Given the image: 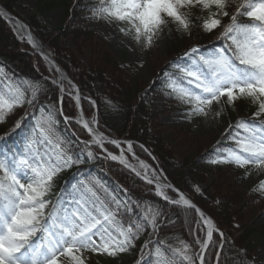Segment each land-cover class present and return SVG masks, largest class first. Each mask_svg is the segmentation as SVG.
<instances>
[{
  "label": "snow or ice",
  "instance_id": "1",
  "mask_svg": "<svg viewBox=\"0 0 264 264\" xmlns=\"http://www.w3.org/2000/svg\"><path fill=\"white\" fill-rule=\"evenodd\" d=\"M234 3L235 0H100L90 11L93 19L122 25L119 31L131 36L144 51L154 46L169 24H175L177 32L191 36L192 12L206 13V17H197L199 23L195 27L204 33L222 29L218 39L224 41L223 47L206 54L199 45L188 48L179 62H170L169 67L175 72H163L161 92L165 98L184 106L182 118L189 123L210 114L219 117L225 105L235 108L239 101L255 106L249 120H237L226 130V138L234 146L217 147L214 158L208 162L240 169L251 165L264 171V0H240L235 11H230ZM241 16L246 21H241ZM223 18L229 22L224 24ZM9 22L16 23L11 19ZM16 27L26 28L22 23H16ZM28 43L39 47L30 33ZM139 66L143 67V63ZM62 79L51 81L59 87L61 104L65 92ZM42 91L38 81L13 80L0 75V123H5L25 103L39 111V115H33V125L19 146L0 150V264H90L93 256L116 258L128 252L148 229L153 234L158 231L164 215L159 207L133 198L127 188H123L121 198L98 178L76 179L55 201L48 198L55 187V178L62 171L101 159L95 149L106 154L104 160L119 162L152 185L149 194L170 205L194 209L203 221L206 239L197 238L194 242L200 247L198 254L188 255L191 246L184 244L183 249H173V258H168L162 248L164 242L158 241L156 264H176L177 256L187 264H195L197 259L199 264H205V252L218 231L212 219L167 182L162 170L158 172L139 161V168L144 169L142 173L129 164L126 152L136 158L131 141L122 142L106 135L95 115L90 120L82 113L69 117L64 115L62 107L54 110L39 105ZM72 98L79 107L78 92ZM61 116L66 125H79L89 137L81 140L77 131H72L79 153L72 148L73 140L59 132ZM23 119L14 124L13 131L22 126ZM108 145L118 149L119 154L109 151ZM140 147L148 152L143 145ZM248 174L246 171L245 176ZM193 191L202 195L199 186H193ZM253 191L264 194V180ZM220 237L223 238V233ZM145 247H149L148 241ZM241 254L246 257V250H241ZM215 255L220 264L222 251ZM240 264H254V261L245 259Z\"/></svg>",
  "mask_w": 264,
  "mask_h": 264
},
{
  "label": "trees",
  "instance_id": "2",
  "mask_svg": "<svg viewBox=\"0 0 264 264\" xmlns=\"http://www.w3.org/2000/svg\"><path fill=\"white\" fill-rule=\"evenodd\" d=\"M95 1L37 0L34 4L33 13L24 21L33 34L46 43L54 61L76 84L84 111L90 110L89 105L93 101L100 130L111 138H127L132 142L136 152L151 156L152 159L154 157V163L163 171L171 184L179 190L190 193L194 203L213 218L215 226L223 233V238L220 237L219 233L214 232L212 241L209 242L205 252V264H217L215 254L220 251H222L220 264H240L245 259L253 260L254 264H264V261L254 259L256 244L251 239L252 237L264 239V221H259V218H263V216L258 217L254 223L244 226L236 211L238 201H247L243 194L239 196V199H236L239 193L236 191L235 182L237 178L244 176V172L231 165L225 172L226 177L219 174L223 171V169H219L213 174L214 177L209 184L204 181L203 175L209 172L206 160L209 161L214 158V150L225 145L223 140L226 137L220 138L217 144L201 151L194 159H175L170 147L165 143L163 137L159 136L157 132L159 125L154 122L155 119L152 117L154 110H158V106L165 108L159 109V111L162 110L159 113L168 112L167 105L174 106V102H168L167 98L160 93L163 72L176 71L169 67L170 62H179L191 44L199 45L202 53H207L218 47L216 39L222 29L217 30V33L214 34V32L204 33L195 27V24L199 23L197 17H206L207 15L199 10H194L191 14V19L194 21L191 36L179 34L176 27L171 24L165 27L161 37L165 45L171 44L173 49L168 52H172L173 55L163 65H159L152 71V78L154 77L156 82L148 89L141 80L137 65L120 63L108 49L94 41V31L83 25L85 19L82 18V14L93 8ZM239 3L240 0L237 4L239 5ZM15 4L22 6L17 0H4L2 3L8 11L18 15L13 9ZM22 8L25 9L24 6ZM54 8L60 9L61 25L55 29H50L42 15ZM230 11H235V7L231 8L230 6ZM228 22V18H223L224 24ZM64 40L69 41L71 46L79 49L83 44L92 46V58L88 66H79L73 54L66 51ZM0 67L3 68L1 75L11 77L13 80L38 81L43 91L37 103L54 108V110L59 109V96L56 92V86L51 83L52 80L44 62L30 52L26 45L16 40L8 24L1 17ZM158 99L162 103L160 105L155 104L150 109L149 103ZM244 103L246 105L248 101H244ZM62 109L66 116H71L74 113L73 103L67 96L63 97ZM29 111L30 113L25 117V113ZM13 114L14 117L17 116V119L13 123H11V119H7L10 127L7 131L3 129L0 131V137H4L3 140H0V150L19 146L33 125V115H39V111L25 103L23 108L17 107ZM22 117L24 118L22 126L13 131L14 124ZM59 121V132L73 140L72 148L79 153L80 147L77 145L76 138L72 136V131L76 130L81 140L84 139V132L75 123L66 125L62 116L59 117ZM227 123L228 121L224 120V124ZM9 133L10 135H6ZM140 145H143L148 152H145ZM95 151L100 156L98 149ZM100 157L101 159L87 161L64 170L60 177L54 181L55 187L51 190L48 198L55 201L57 196L61 195L62 191L76 180L73 179L78 172H82V178L93 176V167H95L100 170L101 176L106 179L109 187H117L122 192L123 188H127L129 190L128 195L142 201H150L163 211L164 215L158 231L153 234L151 229H148L135 240V246L129 255L133 258L134 264H156L155 248L158 241L164 242L162 248L168 258H173V249H180L181 241L191 246L192 253L198 248L194 242L202 233L197 224L198 216L194 209L170 205L159 200V198L149 194L151 191H148L138 179L129 174L121 177V174L116 172L118 165L106 162L102 156ZM131 178L132 180H130ZM197 185H202L200 188L202 195L193 191V186ZM118 186H122V188ZM236 222H241V225H236ZM146 241L149 242V247H145ZM221 244L223 245L222 249ZM241 250H246V257L241 254ZM175 260L176 264H187V262H182L178 256L175 257Z\"/></svg>",
  "mask_w": 264,
  "mask_h": 264
},
{
  "label": "rangeland",
  "instance_id": "3",
  "mask_svg": "<svg viewBox=\"0 0 264 264\" xmlns=\"http://www.w3.org/2000/svg\"><path fill=\"white\" fill-rule=\"evenodd\" d=\"M17 1L18 3H21L25 9H23L22 6L20 7L18 4H15L13 6V9L14 11L18 13L17 16L20 18V20L22 19L21 21L24 23L25 21L23 20H26V18L31 13H33L34 7H35L34 4L37 0H17ZM3 2L4 0H0V5ZM99 2L100 0H98V2L96 0L95 4L93 5V8L98 6ZM237 2L238 0H235V3L231 5V8L236 7V5H238ZM92 16H93V13L90 10L82 14V18L85 19L83 25L86 28H89L94 31V36H95L94 41H96L98 45H103V47L108 49L120 63H132L134 65H137L139 67L138 70L140 71L141 80L143 84L148 89H150L151 86L154 85V83L156 82L154 77L152 78V75H153L152 71L156 69L159 65H163L173 55L172 52H168L173 49L171 44L165 45L163 43L162 37L160 36V38H158L155 41L153 47H151L147 51H144L142 50L140 45L135 44V41L132 39L131 36L124 35L123 33L119 31V28L122 25L115 24V23L110 24L104 21L103 19H93ZM0 17L8 24L16 40L19 43L26 45L28 47V50L34 54V52L31 50V48L26 43L25 37L21 38L15 32L14 23H10L9 22L10 19L8 18L2 17L1 15ZM42 17H43V20L46 22L47 27L50 29H55L61 25L60 9L54 8V9L48 10L42 15ZM240 20L246 21V17L241 16ZM171 25L176 27L175 24H171ZM30 32H31V29H30ZM215 33H217V31H215L214 34ZM31 34L33 35V37L35 38L39 46L41 44L46 45V43L43 42V40L38 39L32 32ZM179 34H181V32H179ZM218 37L216 39V44L218 43L217 48H221L223 47L224 41L222 39H218ZM64 46L67 52L73 54L79 66L86 67L89 65L91 58H92L91 57L92 56V48H91L92 46L83 44L79 49L77 47L75 48L71 46L69 41H66V40H64ZM192 46H195V45L191 44L188 47L190 48ZM43 49L45 51L48 50L47 46H44ZM141 62L143 63V67L139 66ZM45 68L50 74V79L52 81L56 80V75L54 71L49 66H47V64H45ZM1 73H3L2 67H0V75ZM63 86L65 88L63 97L64 96L69 97L74 106V113L69 117H78L79 116L78 108L76 106L75 101L71 98L73 91L72 89H70L67 83H64ZM161 89H160V93H162ZM56 92L60 99L62 94L60 93L58 86H56ZM152 96H154V94H152ZM167 101L174 102V106L170 107L167 105L166 109H169V111L166 113H159L160 111H162V110L159 111V109H165V108H161V106H158V110L156 111L154 110L152 117L155 119L154 122L157 125H159V127L157 128L158 129L157 132L159 136L163 137L165 143L170 147L175 159H179V158L180 159L181 158L194 159L195 156L199 154L201 151H205V149H208L212 147L213 145L217 144V141L220 138L227 137L226 130H228L230 124L234 125L237 120L250 119L252 116V112L256 110L255 106L251 105L249 102L245 105L244 101H239L236 103L235 108H230V107H227V105H225V110L221 113L219 117H215L213 114H210L207 118L200 117L194 120L193 122L189 123L187 120L182 118L184 106L179 104L175 100L167 99ZM161 103L162 102L160 101V99L150 102L149 103L150 109H152L155 104L160 105ZM59 105L60 106L58 108L60 109L61 107H63V102L62 104L60 102ZM89 107H90V110L84 111V109L82 108V104H81V110H82L83 116L86 119L90 120L93 115L96 116V111L94 108L93 101L90 102ZM20 108H23V106ZM29 113L30 111L27 114ZM14 116L15 115L12 114L8 116L7 119H11L12 120L11 123H13V121L17 119V116L16 117ZM27 116L25 115V117ZM224 120L226 122L228 121V123L224 124ZM77 126L78 128H80L79 125ZM9 127L10 125L8 124V121H6L5 123H0V131H2L1 129L7 131ZM83 132H84L83 140L89 139L86 131H83ZM124 139H127V138H124ZM223 142H225V145L222 146L221 148L226 147V146H234V144L231 141H228L227 138H225ZM107 147H108V150L112 151L114 154H117V155L119 154V150L115 149L113 146L108 145ZM124 147L126 148V144L124 145ZM98 151H99L100 156L103 157L104 155H106L105 153H101L99 149ZM133 152L135 153L136 157L142 160H146L158 172L161 171L159 170L160 168H158V166L154 163L151 156H148V155L145 156V155H142L136 152L134 147H133ZM127 154L132 161L134 162L136 161V158H133L131 154L129 153ZM106 162L118 165L117 167L118 171L116 172L117 174H121V177L124 176L125 174H129L133 176V178H136L141 183H143L148 191L153 190L152 185H148L144 181L137 178L135 174L132 171H130L128 168H126L125 166L119 163H114L111 160H106ZM206 165L207 167H209L208 168L209 172H206L203 175L204 181L206 184H209L212 181L214 177L213 174L218 172L219 169H223V171L219 172V174L222 177H226L227 174L225 172L227 171V168L231 166L228 164L212 165L207 160H206ZM233 167L237 170H241L244 172V176H242L241 178H237L235 182L236 191L239 193L236 196V199H239V196H241L242 194L247 199V201H244V202L238 201L236 211L238 212V216L240 220L243 221L242 223L244 224V226L249 225L250 223H254L260 216H263V218L262 217L259 218V221H262V220L264 221V194H261L259 191H253L254 187L258 184V182L261 180H264V171H260L251 165L246 166L245 169H240L235 166ZM93 168H94L93 169L94 175L88 176V177L98 178L102 182V184L105 187H107L110 191H114L118 193L121 198L124 197V193L121 190H119L117 187L114 188V187H109L107 185L106 179H104L101 176L100 170H98V168H95V167ZM246 171L249 173L247 176H245ZM60 174L55 178V180L58 177H60ZM81 174L82 172L76 173V177L73 180L79 179L81 177ZM130 180H132V178ZM197 186H199V188L202 187V185H197ZM205 186H208V185H205ZM169 195H173V194L169 192ZM186 195L192 198L190 193L186 192ZM211 219L214 222L212 217ZM233 219L235 220V217H233ZM240 223L241 222H236L235 224L239 225ZM197 224L202 233L199 239L203 240L204 235H205V227L200 222L199 219H198ZM216 229L218 230L216 232L220 234L221 230L218 227H216ZM251 239L256 244V248L253 254L254 259L257 261H264V239H257L255 237H252ZM37 243L39 242L37 241ZM184 244H187V243L184 241H181L180 249H183ZM133 248L134 247L130 248L128 252L120 254L116 258H110V257H107L106 255L105 256H93L90 260V264H134L133 258L129 256ZM199 252H200V247L198 245V248L195 249L193 253L190 251L188 255H196Z\"/></svg>",
  "mask_w": 264,
  "mask_h": 264
},
{
  "label": "water",
  "instance_id": "4",
  "mask_svg": "<svg viewBox=\"0 0 264 264\" xmlns=\"http://www.w3.org/2000/svg\"><path fill=\"white\" fill-rule=\"evenodd\" d=\"M0 14L5 17V18H9V19H12V20H15L16 22L18 23H22L19 19H17L16 16L12 15L11 13L7 12L6 10L2 9L0 11ZM23 24V23H22ZM24 25V24H23ZM27 29V28H26ZM30 33V32H29ZM26 43H28V40L25 39ZM29 44V43H28ZM29 46L34 50V52H36L46 63H48L51 67H53L54 71L56 72L57 75L60 74V71H62V69L54 62V60L52 59V57L47 53V52H44L40 47L38 48H34L31 44H29ZM44 57H47L48 59H45ZM57 69H59V71H57ZM63 73L65 74V72L63 71ZM66 76V74H65ZM64 79H66L69 83V81L71 82L70 84V87L75 91V94L78 92L75 84L69 80V78L66 76ZM74 85V88L72 87ZM79 94V92H78ZM73 95V96H74ZM80 97V96H79ZM77 105V103H76ZM79 111H80V103H79V107H78ZM82 112L80 111V114ZM120 141H124L123 139H119ZM182 192V191H181ZM185 194V193H184ZM186 195V194H185ZM187 196V195H186ZM188 197V196H187ZM189 198V197H188ZM190 199V198H189ZM191 200V199H190ZM192 201V200H191ZM193 202V201H192ZM194 203V202H193ZM199 208V207H198ZM204 213V211H202ZM205 214V213H204ZM206 216H208L207 214H205ZM209 217V216H208ZM206 239V235H205V238ZM198 264H199V259H198Z\"/></svg>",
  "mask_w": 264,
  "mask_h": 264
},
{
  "label": "bare ground",
  "instance_id": "5",
  "mask_svg": "<svg viewBox=\"0 0 264 264\" xmlns=\"http://www.w3.org/2000/svg\"><path fill=\"white\" fill-rule=\"evenodd\" d=\"M0 11H1V7H0ZM16 23H18V22H16ZM16 23H14V27H15V32L17 33V35L19 36V37H26V39L28 40V36H29V31L26 29V28H24V29H21V28H18V27H16ZM31 35V34H30ZM31 38L35 41V39H34V37H32V35H31ZM36 42V41H35ZM60 77H63V79L65 78V75L63 74V72L62 71H60V74L58 75V79L60 78ZM61 80V81H64V80ZM125 155H126V158H127V160H128V163L129 164H132V165H135L137 168H138V170H140L142 173L144 172V169H140L139 168V161H144L145 163H147L148 165H150L151 167H152V165L151 164H149L146 160H141V159H139V158H136V161L134 162V161H132L131 159H130V157L128 156V154H127V152L125 153ZM153 168V167H152ZM149 175H150V172H149ZM203 222V221H202ZM206 231H207V229H206Z\"/></svg>",
  "mask_w": 264,
  "mask_h": 264
}]
</instances>
